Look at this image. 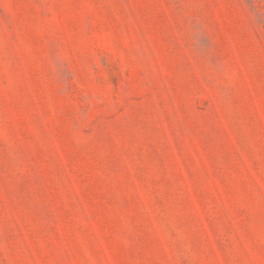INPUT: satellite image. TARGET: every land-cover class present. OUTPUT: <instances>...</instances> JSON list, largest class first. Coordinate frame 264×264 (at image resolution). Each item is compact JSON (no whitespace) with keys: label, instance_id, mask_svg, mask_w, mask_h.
Here are the masks:
<instances>
[{"label":"rangeland","instance_id":"374dc122","mask_svg":"<svg viewBox=\"0 0 264 264\" xmlns=\"http://www.w3.org/2000/svg\"><path fill=\"white\" fill-rule=\"evenodd\" d=\"M0 264H264V0H0Z\"/></svg>","mask_w":264,"mask_h":264}]
</instances>
